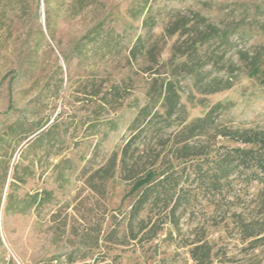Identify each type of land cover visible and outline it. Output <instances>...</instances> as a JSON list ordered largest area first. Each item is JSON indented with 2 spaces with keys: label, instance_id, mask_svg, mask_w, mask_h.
<instances>
[{
  "label": "rangeland",
  "instance_id": "obj_1",
  "mask_svg": "<svg viewBox=\"0 0 264 264\" xmlns=\"http://www.w3.org/2000/svg\"><path fill=\"white\" fill-rule=\"evenodd\" d=\"M208 30L224 34L193 47ZM174 45L189 52L174 67L182 116L219 102L217 124L264 129V0H0V264H194L181 242L202 232L209 264H264V232L244 239L230 217L264 220V183L178 211L179 230L142 247L125 235L135 193L120 150ZM173 129L139 163L164 160Z\"/></svg>",
  "mask_w": 264,
  "mask_h": 264
},
{
  "label": "trees",
  "instance_id": "obj_2",
  "mask_svg": "<svg viewBox=\"0 0 264 264\" xmlns=\"http://www.w3.org/2000/svg\"><path fill=\"white\" fill-rule=\"evenodd\" d=\"M182 27H187V22ZM177 29L166 28V31L174 34ZM204 33L193 42V47L219 35L212 30ZM175 49L174 45V59L161 82L157 98L153 93L149 94L138 109L130 124L131 132L120 150V178L130 185L129 193H135L127 212L125 235L141 247L156 238L166 223L178 231V211L191 210L202 201L217 209L225 200L240 197L250 185L264 183V129L217 124L213 113L220 107L219 102L209 107L204 115L190 119L182 116L186 109L180 102L179 80L174 67L187 66L189 52ZM255 65L256 62L251 71H255ZM188 72L193 70L189 68ZM158 97H161L160 104H157ZM173 126L172 136L164 143L167 154L164 160L157 163V157L147 164L139 163L142 146L163 129ZM218 137L232 140L237 145L217 144ZM109 165L114 169L116 159L112 158ZM230 217L238 223L244 239L264 232V220L248 222L235 211ZM255 224L263 226L258 230ZM181 246L189 247L194 264L210 263L212 246L204 232L184 240Z\"/></svg>",
  "mask_w": 264,
  "mask_h": 264
}]
</instances>
